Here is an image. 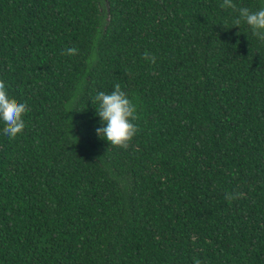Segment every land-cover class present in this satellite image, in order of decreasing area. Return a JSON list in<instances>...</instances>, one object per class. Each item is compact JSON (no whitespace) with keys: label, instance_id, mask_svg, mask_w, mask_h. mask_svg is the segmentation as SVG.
<instances>
[{"label":"trees","instance_id":"16d2710c","mask_svg":"<svg viewBox=\"0 0 264 264\" xmlns=\"http://www.w3.org/2000/svg\"><path fill=\"white\" fill-rule=\"evenodd\" d=\"M222 2L0 0V79L28 105L0 125V264H264V41L233 25L264 0ZM117 83L127 146L95 131Z\"/></svg>","mask_w":264,"mask_h":264},{"label":"clouds","instance_id":"9594fccd","mask_svg":"<svg viewBox=\"0 0 264 264\" xmlns=\"http://www.w3.org/2000/svg\"><path fill=\"white\" fill-rule=\"evenodd\" d=\"M221 7L234 8L235 5L233 0H223ZM241 22L251 29L255 37L264 41V7L256 10L240 7L238 15L233 19V25L240 26ZM77 51V48L69 47L65 49V54L74 55ZM147 55L145 53V56ZM95 59L94 56L90 57V62H95ZM152 59L154 62L155 58ZM91 101L97 109L96 116L99 117L100 126L95 129L97 135L107 140L111 146H127L138 130L135 123L138 119L136 103L119 83L115 84L110 92L97 91ZM27 111V103L13 99L7 83L0 79V125L3 126L5 137L12 139L23 132Z\"/></svg>","mask_w":264,"mask_h":264}]
</instances>
